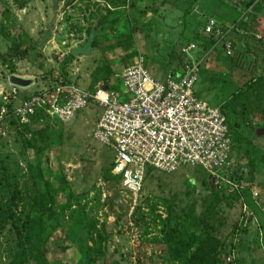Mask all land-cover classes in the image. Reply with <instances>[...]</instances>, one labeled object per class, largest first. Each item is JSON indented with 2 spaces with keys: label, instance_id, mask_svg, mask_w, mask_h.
I'll return each mask as SVG.
<instances>
[{
  "label": "rangeland",
  "instance_id": "374dc122",
  "mask_svg": "<svg viewBox=\"0 0 264 264\" xmlns=\"http://www.w3.org/2000/svg\"><path fill=\"white\" fill-rule=\"evenodd\" d=\"M57 1L53 11V0H0V106L3 93L16 91L19 102L59 78L91 91L119 86L139 57L160 81L204 58L195 95L247 112L254 134L264 128V0L253 11L250 36L231 35L239 43L230 58L211 47L203 30L208 18L237 19L238 0ZM92 28L94 50L68 62ZM12 75L32 84L13 86ZM100 112L85 109L66 124L34 120L30 127L47 145L28 135L30 148L15 123H0V200L14 211L0 226V264L18 256L32 263L31 254H20L29 249L20 234H32L26 224L36 218L45 264H166L172 231L211 240L218 264H264V135L243 142L244 134L236 135L229 170L212 181L201 168L149 169L135 205L111 175L113 150L93 137ZM36 148L43 149L39 157Z\"/></svg>",
  "mask_w": 264,
  "mask_h": 264
},
{
  "label": "built area",
  "instance_id": "2783aa9c",
  "mask_svg": "<svg viewBox=\"0 0 264 264\" xmlns=\"http://www.w3.org/2000/svg\"><path fill=\"white\" fill-rule=\"evenodd\" d=\"M234 30L232 24L208 18L203 31L232 55ZM194 49L196 45L189 47ZM203 61L192 59L160 81L139 57L123 74L119 92L83 89L67 78L19 102L16 91L6 92L0 123L57 119L66 124L83 110L99 107L93 137L113 150L112 174L120 177V186L137 205L149 169L173 174L184 167L201 168L216 179L230 168L233 138L227 117L222 107L211 106L194 92Z\"/></svg>",
  "mask_w": 264,
  "mask_h": 264
},
{
  "label": "trees",
  "instance_id": "16d2710c",
  "mask_svg": "<svg viewBox=\"0 0 264 264\" xmlns=\"http://www.w3.org/2000/svg\"><path fill=\"white\" fill-rule=\"evenodd\" d=\"M262 1L263 0H238L236 1L235 7H236V11H238L239 14H238V18L235 19L232 23H230L235 26V30L232 33L233 35L234 34L242 35V37L250 36L249 34L255 30L253 28L254 16H255V13L253 14V11L261 10L260 4ZM216 19L219 20L222 24L224 25L226 24L225 21H222L218 18ZM235 37L232 39L233 41L231 40L233 46H237L239 43V41L235 40ZM209 39L208 40L211 43L210 45H212L211 47H214L216 45L215 49L216 48L222 49L221 51L223 55L226 56L227 58H230L229 55L226 54V51L224 50V48L220 46V43L218 42V40L212 39V38H209ZM205 49L206 47L204 48V50ZM73 58L74 56L70 54L68 58V62H71ZM173 71H176V70H173ZM107 88L110 90H115L119 92L121 90V84L119 86L107 87ZM222 110L224 114L226 115L228 124L230 126V131H231V135L233 138V147L235 145L236 135L238 136L237 138L239 139V135L241 133L244 134V138L241 140V142L248 140L253 135H256L254 134L253 130L250 129V125L247 123V119H248V116L246 115L247 112H244V111L237 112L234 107H231L230 103L226 104V107L224 108L222 107ZM37 122L38 120L34 121V123H37ZM9 123H15L18 126V129L20 130V138L23 142V146H26L29 148L31 147V140L28 139L27 137L28 135H31V137L33 138L32 140L37 139L43 142L44 145H47L44 139V134H41V132L38 133L36 130L30 127V124L29 125L19 124L17 123V121L13 119H11ZM46 147L47 146L43 147V149ZM43 149L36 148L37 157H39V154ZM235 174H238V171L234 169L231 173V176H234ZM111 175L116 179L118 185H120V181L117 179L115 175L112 174V172H111ZM106 177L111 178L109 174H107ZM207 177H210V176L207 175ZM211 179H215V178L210 177V180ZM229 182H231L230 179H229ZM210 184L213 185L211 181H210ZM13 212L14 211L12 209V204L10 201L0 200V226L7 223L12 218L14 214ZM26 225H29V227L33 229V233L31 234L27 230V233L20 234V241L22 242V245L28 244V247H29V249L21 251L20 254L22 256V253L28 252L29 254H31L32 263L45 264L46 256L43 253V246H44L45 240L41 236V233H40L42 230V221L37 218L30 219V221H28V224ZM210 241L209 239H205V240L197 239L195 235H191L189 238L185 239L179 236L177 233H174L173 231L170 232L167 235V239L164 243L165 254L168 257V261L166 262V264H218V259H213V255L216 254V251H215L216 247H214L213 244L210 243ZM40 244H42V247H40ZM194 248H195V251L193 252L192 250ZM20 260L21 258L20 256H18V258L15 261H13L12 264H21L22 262H20Z\"/></svg>",
  "mask_w": 264,
  "mask_h": 264
},
{
  "label": "water",
  "instance_id": "95a60500",
  "mask_svg": "<svg viewBox=\"0 0 264 264\" xmlns=\"http://www.w3.org/2000/svg\"><path fill=\"white\" fill-rule=\"evenodd\" d=\"M58 10V1L53 0V11ZM98 33L96 32L95 28L91 29L90 35L83 45H79L76 48L72 49L71 54L73 56H89L91 52L94 50L93 44L96 40ZM11 85L19 87V88H27L32 84L31 80H26L23 79L20 76L17 75H12L10 76L9 79ZM256 135L257 136H262L264 135V128L256 130ZM213 179H211L212 181Z\"/></svg>",
  "mask_w": 264,
  "mask_h": 264
},
{
  "label": "crops",
  "instance_id": "0c3cea01",
  "mask_svg": "<svg viewBox=\"0 0 264 264\" xmlns=\"http://www.w3.org/2000/svg\"><path fill=\"white\" fill-rule=\"evenodd\" d=\"M201 74V73H200Z\"/></svg>",
  "mask_w": 264,
  "mask_h": 264
}]
</instances>
